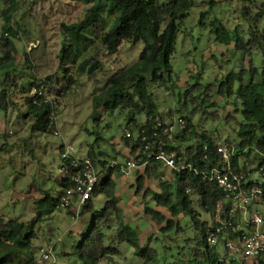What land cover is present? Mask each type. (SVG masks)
<instances>
[{
  "label": "clouds",
  "instance_id": "clouds-1",
  "mask_svg": "<svg viewBox=\"0 0 264 264\" xmlns=\"http://www.w3.org/2000/svg\"><path fill=\"white\" fill-rule=\"evenodd\" d=\"M57 3L0 0V264H264V0Z\"/></svg>",
  "mask_w": 264,
  "mask_h": 264
},
{
  "label": "trees",
  "instance_id": "trees-1",
  "mask_svg": "<svg viewBox=\"0 0 264 264\" xmlns=\"http://www.w3.org/2000/svg\"><path fill=\"white\" fill-rule=\"evenodd\" d=\"M68 1H71V2H76V3H79L82 7H83V16H82V20L83 21H87L89 19H91V17L88 15V13L92 12L94 9L96 8H99L100 7V3H99V0H68ZM112 3H115V0H111ZM116 7H117V10L118 11H121L122 9L124 8H127V10L131 13V12H134L135 11V6L134 5H125V4H116ZM203 15V13H202ZM123 14H121V17H120V22L122 23L123 22ZM176 24H179L180 21L177 20L175 21ZM77 25L76 24H73L72 25V28H76ZM216 29H219L220 28V25L219 24H216L215 25ZM66 26L64 25V23L61 24V31L63 32L65 30ZM70 31V30H69ZM113 31H115V29H113ZM81 36H82V33L81 34H77L76 32H72L71 33V38L73 40L74 43H80L81 41ZM137 41L140 42L142 41L139 37L137 38ZM144 43V41H142ZM175 42V41H174ZM104 43H107V41L105 40ZM109 47H111L109 45ZM90 49L86 48L84 50V53L81 54L80 56L77 57V62L78 63H82V62H85L87 59H88V51ZM115 50L113 49L112 50V54H115ZM59 57L61 59V61L63 60V57H64V43L63 41L61 40V43H60V47H59ZM96 64H100V61H96ZM3 69L0 68V71H2ZM249 78H251L250 74H249ZM226 79V78H225ZM221 84H223V81L221 82ZM96 91V90H95ZM118 92V89H116L115 91H113L112 95L115 96ZM261 95H264V93H260ZM92 102V105H94L96 103V100H91ZM242 149H238V152L241 151ZM193 179H198L194 174L192 176ZM252 182H248L247 184H251ZM9 223L12 222V219L8 220Z\"/></svg>",
  "mask_w": 264,
  "mask_h": 264
},
{
  "label": "rangeland",
  "instance_id": "rangeland-1",
  "mask_svg": "<svg viewBox=\"0 0 264 264\" xmlns=\"http://www.w3.org/2000/svg\"><path fill=\"white\" fill-rule=\"evenodd\" d=\"M212 7L215 8L216 7L215 4H213ZM55 11H56V15L61 17V18H65L66 15H70V16L75 18V16L78 13H81V12L83 13V7L79 3H76V2H71V1H68V0H58V3L55 5ZM201 16H203L202 13H201ZM62 23L63 22L61 21L60 29H61V24ZM60 43H61V40H57L56 33L53 32L52 33V38L48 41V45L50 47L54 48L57 44L60 45ZM139 43H143V42L140 41ZM193 51H195V49H193ZM112 55L115 56L116 53L112 54ZM133 55H135V53H133ZM221 55H222V53H221ZM222 81H223V79L220 80V84H221ZM192 83L196 84L197 82L193 81ZM95 90L96 89L94 88L93 83L90 81L88 86H87V89H85V91L88 92L89 95H91L93 92H95ZM196 91H197V89L193 88V93L192 94L195 95ZM217 91H219V89ZM91 106H92L91 100H87L83 104V108L81 110V113H80V116H79L78 119L83 120L86 116H88L89 112L91 111ZM212 106H214V105H212ZM70 126H71L73 131L77 130V125H76L75 119L70 121ZM77 142H80V141L78 140ZM246 182L247 183L248 182H252V180H246ZM17 183L19 184L20 181H17ZM22 190H24V189H22ZM133 191H135V189H133ZM5 219L8 221V220L14 219V218H7L6 217Z\"/></svg>",
  "mask_w": 264,
  "mask_h": 264
},
{
  "label": "built area",
  "instance_id": "built-area-1",
  "mask_svg": "<svg viewBox=\"0 0 264 264\" xmlns=\"http://www.w3.org/2000/svg\"><path fill=\"white\" fill-rule=\"evenodd\" d=\"M245 183L247 184V182L245 181Z\"/></svg>",
  "mask_w": 264,
  "mask_h": 264
}]
</instances>
